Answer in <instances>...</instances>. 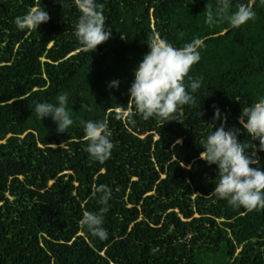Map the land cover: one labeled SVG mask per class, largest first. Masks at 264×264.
<instances>
[{"label": "trees", "instance_id": "trees-1", "mask_svg": "<svg viewBox=\"0 0 264 264\" xmlns=\"http://www.w3.org/2000/svg\"><path fill=\"white\" fill-rule=\"evenodd\" d=\"M98 2L112 35L91 53L74 35L75 0H0V264H264V210L233 209L211 196L218 170L199 158L211 125L241 128L242 108L264 98V0H232L212 25L205 10L216 0ZM241 3L256 16L230 28L226 17ZM34 7L49 21L38 32L19 31L14 19ZM154 33L175 47L203 43L189 73L201 88L182 124L145 121L129 103ZM61 93L74 120L63 134L34 112ZM216 108L226 120H214ZM88 120L112 132L104 163L85 151ZM255 155L264 168V152ZM101 184L113 190L106 241L79 224L99 211Z\"/></svg>", "mask_w": 264, "mask_h": 264}, {"label": "clouds", "instance_id": "clouds-1", "mask_svg": "<svg viewBox=\"0 0 264 264\" xmlns=\"http://www.w3.org/2000/svg\"><path fill=\"white\" fill-rule=\"evenodd\" d=\"M75 3L79 16L74 35L84 52L93 53L111 38L112 30L106 27L103 6L98 0H75ZM231 7L232 0H216L215 6L208 3L206 22L209 25L216 23ZM255 16L252 7L241 3L226 19L230 28L239 29ZM49 19L43 7H34L23 16H17L13 23L19 31L38 32ZM147 46L148 53L134 71L129 103L145 121L154 119L163 125L173 121L182 124L184 107L196 103L194 93L201 88V82L192 79L189 73L200 62L203 43L194 39L183 47H175L159 33H154ZM119 84V81H112L109 88L118 89ZM68 100L67 93H61L56 97V103H37L35 115L40 120L51 118L57 132L63 134L74 123L67 107ZM222 119L226 120V117L216 108L214 120ZM81 123L88 141L85 151L90 159L98 163L109 160L115 145L107 122L88 120ZM238 123L252 141L259 142V148L255 149L239 139L241 128L226 129L222 123L213 131L215 125H211L212 131L202 141L203 151L199 157L218 170L215 188L210 195L226 201L233 209L264 210V168L260 167V159L255 155L256 151L264 152V98L243 107ZM94 195L101 205L99 211L85 212L79 224L86 234L106 241L109 234L104 221L113 190L101 184L96 186Z\"/></svg>", "mask_w": 264, "mask_h": 264}]
</instances>
